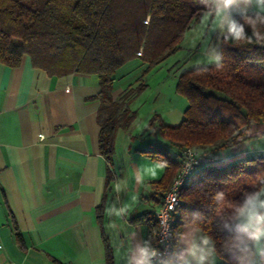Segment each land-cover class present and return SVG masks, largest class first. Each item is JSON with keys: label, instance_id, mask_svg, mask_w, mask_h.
Returning a JSON list of instances; mask_svg holds the SVG:
<instances>
[{"label": "trees", "instance_id": "trees-1", "mask_svg": "<svg viewBox=\"0 0 264 264\" xmlns=\"http://www.w3.org/2000/svg\"><path fill=\"white\" fill-rule=\"evenodd\" d=\"M214 11V0H0V62L15 67L27 55L50 76L95 74L100 86L98 148L111 160L116 130L131 125L136 117L131 104L147 86L140 77L180 48L195 20ZM234 17L240 19L238 12ZM219 54L225 57L221 69L211 63L181 71L176 90L188 98L182 119L170 125L154 114L148 127L156 122L167 142L138 149L164 167L153 182L163 191L169 189L185 147L218 160L195 169L179 190L170 260L181 246L183 226L194 224L213 241L219 264H237L224 247L238 234L230 210L264 178V156L219 165L222 151L264 134V44L234 45L222 34ZM133 64L142 71L136 85L131 81L113 98L114 82L128 75L124 69ZM110 180L109 169L107 186ZM218 191L225 194L219 203L214 199ZM149 219L155 232L153 215Z\"/></svg>", "mask_w": 264, "mask_h": 264}, {"label": "crops", "instance_id": "crops-1", "mask_svg": "<svg viewBox=\"0 0 264 264\" xmlns=\"http://www.w3.org/2000/svg\"><path fill=\"white\" fill-rule=\"evenodd\" d=\"M214 2L215 15L223 0ZM245 7L240 3L233 15ZM124 77L114 82L113 98L131 83ZM99 92L95 74L50 76L27 55L15 67L0 62V264H127L129 258L135 264L136 245H151L149 217L166 192L153 182L164 167L138 149L167 141L156 122L134 136L138 112L128 128L116 130L112 159L105 158L98 148ZM154 114L150 108L146 119ZM219 155V165L264 156V134ZM205 235L184 225L169 264H183L188 243ZM213 246L205 264L221 262Z\"/></svg>", "mask_w": 264, "mask_h": 264}, {"label": "clouds", "instance_id": "clouds-1", "mask_svg": "<svg viewBox=\"0 0 264 264\" xmlns=\"http://www.w3.org/2000/svg\"><path fill=\"white\" fill-rule=\"evenodd\" d=\"M240 3L248 7L238 12L240 19L237 20L232 9ZM209 19H217V26L226 42L231 41L234 45L264 44V0H223V7ZM224 58L223 54H219L209 62L221 69ZM214 199L219 203L225 199V194L218 191ZM230 213L238 234L225 242L226 251L236 256L237 264H261L260 258H264V178L259 179L253 189L243 195ZM212 243L206 235L200 238L199 243L193 239L179 259L183 264H193V261L195 264H205L208 260L207 248ZM129 251L133 249L130 247ZM134 251L135 264H152L153 258L158 255V251L146 241L143 245H136ZM212 252H215L214 246ZM127 264H132V258L128 259Z\"/></svg>", "mask_w": 264, "mask_h": 264}, {"label": "rangeland", "instance_id": "rangeland-1", "mask_svg": "<svg viewBox=\"0 0 264 264\" xmlns=\"http://www.w3.org/2000/svg\"><path fill=\"white\" fill-rule=\"evenodd\" d=\"M213 16L214 14L210 12L203 13L185 32L180 41V48L140 77L147 86L131 104L136 115L139 112L134 121V136L138 137L143 127H148L152 116L146 119V114L150 108L155 110L159 117L162 115L170 124L180 122L188 104V98L176 90L181 71L199 64H211L209 61L218 53L219 37L223 33L220 28H216L217 19H209ZM136 65H126L124 71L130 72L121 81H132L136 85L134 80L142 73ZM146 135L149 136L150 133ZM170 151L172 154L175 153V149Z\"/></svg>", "mask_w": 264, "mask_h": 264}, {"label": "built area", "instance_id": "built-area-1", "mask_svg": "<svg viewBox=\"0 0 264 264\" xmlns=\"http://www.w3.org/2000/svg\"><path fill=\"white\" fill-rule=\"evenodd\" d=\"M178 159L179 169L169 189L164 193L159 206L153 212L156 230L153 243L150 246L158 251V255L153 258L152 264H169L170 257L173 254V216L179 205L181 186L187 182L195 169L213 165L218 161L216 156L204 154L194 147H185Z\"/></svg>", "mask_w": 264, "mask_h": 264}]
</instances>
